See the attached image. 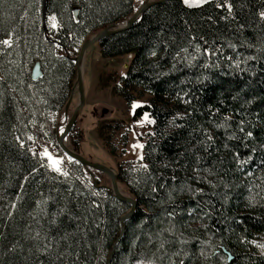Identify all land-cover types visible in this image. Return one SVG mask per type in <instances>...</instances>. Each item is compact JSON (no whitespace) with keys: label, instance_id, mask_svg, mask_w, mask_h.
Instances as JSON below:
<instances>
[{"label":"trees","instance_id":"obj_1","mask_svg":"<svg viewBox=\"0 0 264 264\" xmlns=\"http://www.w3.org/2000/svg\"><path fill=\"white\" fill-rule=\"evenodd\" d=\"M134 2L46 0L57 27L44 32L43 0H0V264H106L115 242L109 264H264L250 243L264 236V200L249 205L264 196V0H165L97 42L102 58L131 56L116 93L129 105L147 95L133 118L153 121L143 160L116 169L136 202L121 236L128 204L29 151L37 110L68 99L73 50L125 21ZM68 136L80 154L81 133Z\"/></svg>","mask_w":264,"mask_h":264},{"label":"rangeland","instance_id":"obj_2","mask_svg":"<svg viewBox=\"0 0 264 264\" xmlns=\"http://www.w3.org/2000/svg\"><path fill=\"white\" fill-rule=\"evenodd\" d=\"M134 1L135 12L141 7L145 0H143V2H141V0ZM50 16L51 15L45 16V25L54 30L56 28L51 26L52 21L49 20ZM55 23L57 24V21H55ZM97 32L92 33L88 38L77 45L73 50V58L78 55L81 45ZM130 59L131 56H122L113 59L102 58L96 43L85 50L81 62L83 66L81 81L85 102L84 106L77 114L73 127L81 133V139L79 141L80 154L78 155L92 163L105 166L110 169L115 176L118 166L125 163L139 164L141 160L138 159V157H143L142 148H133L132 146L137 143L142 145L141 137L143 138L145 136L151 126V123L147 122L150 119L146 115L136 120L133 118L134 111L137 108H133V104L140 106L144 102H147L149 100L147 95L137 96V99L129 105L116 93V87ZM33 70L34 66L29 69V73H33ZM38 72H41L40 67L38 68ZM70 76L71 88L68 96V99L70 98L68 106L66 107L65 103L62 108L55 111V114L41 108L37 110L35 119L37 118L38 120L33 127L36 124L41 125L38 127L41 128L47 136V145L41 147L33 154L39 160L43 161L51 171L63 177L72 176L79 179L86 187L92 190L97 198H100L101 195L112 193L109 177L95 170H89V172H87L85 168L77 167V163L69 160L63 154L57 142L58 137L63 133L74 109L79 104L76 82L77 76L74 64L71 68ZM145 117H147V119H145ZM47 124L50 125L51 133H48L49 128ZM29 137H31V139H29ZM31 140H33V136L29 134L28 141L31 142ZM63 144L67 149L74 152L69 136L63 141ZM45 149L53 160L60 161L57 166L61 169V172H67V176L53 170L52 162L49 161L46 156L42 155ZM82 172L89 176L88 182L83 178ZM93 184L96 186L98 184V187H105V189L93 188ZM116 184L117 190L121 195L132 198L124 184L119 181H117ZM253 241L256 242V244H264V236H257ZM251 247L259 255H261V252H264V249L257 248L253 243H251Z\"/></svg>","mask_w":264,"mask_h":264},{"label":"water","instance_id":"obj_3","mask_svg":"<svg viewBox=\"0 0 264 264\" xmlns=\"http://www.w3.org/2000/svg\"><path fill=\"white\" fill-rule=\"evenodd\" d=\"M45 1L46 0H43V3H42V25H43V31L44 32H45ZM163 1H165V0H157V1L145 0L143 2V4L141 5V7L137 11L133 12L125 21H123L119 24H114V25L106 27L105 29L97 32L94 36L89 38L87 41H85L81 45L78 55L72 59L74 67L76 69V76H77L76 82H77V89H78V95H79V104L74 109L70 119L68 120V123L65 126L63 133L61 134L60 137H58V140H57L59 148L64 153V155H66V157H68L71 161H74L77 164L81 165L83 168H85L87 170V172H89V170H95V171H98V172H101V173L107 175L110 179V182H111V191H112V193L108 194V195H110L111 197L115 198L116 200H118L120 202H124V203L129 205V210L120 219V236L123 233V222L134 213V211L136 209V202L134 201L133 198L125 197L118 192L117 184H116L117 183L116 177L110 169H108L105 166H102L100 164L92 163V162L84 159L83 157L79 156L78 154H76L72 150L65 148V146H63V144H62V140L66 139L68 137L70 131L74 127L76 117H77L79 110L84 106L85 99H84L83 88H82L81 72L79 69V61L83 58L85 50L89 46L96 44L100 39H102L104 37L111 36L113 34H116V33H119L123 30L128 29L131 25H133V23L137 19H139V17L143 14V12L147 8H149L150 6H152L156 3H160ZM33 76H39L38 65H35V67H34ZM69 102H70V98L66 102V105H65L66 107L68 106ZM93 188L105 189V187H97L95 184H93ZM116 243L117 242H115V244H114V246H113V248L109 254V257H108L106 264L110 263L111 256L113 253V249H114ZM225 254L228 256L227 262H230L232 260V257L227 252H225Z\"/></svg>","mask_w":264,"mask_h":264},{"label":"snow or ice","instance_id":"obj_4","mask_svg":"<svg viewBox=\"0 0 264 264\" xmlns=\"http://www.w3.org/2000/svg\"><path fill=\"white\" fill-rule=\"evenodd\" d=\"M37 2H38V0H37ZM141 2H143V0H141ZM207 2H209V0H183V3H184L187 7H189V8L194 7V6H201V5H203L204 3H207ZM216 6H217V7H220L221 5H220V4H217ZM227 7H228L229 14H230V13H231V5H227ZM260 16H261L262 19H264V12H261V13H260ZM21 19H23V17H21ZM49 20L52 21V25H51V26H52L53 28H56V27H57V24L55 23V21H56V17H55V16H50V17H49ZM2 43H4L5 45H9L10 41H9V40H4ZM198 50H199V49H198ZM155 54H156L155 52L152 53V55H155ZM249 102H250V101H249ZM136 107H138V105L133 104V108H136ZM145 119H147V117H145ZM230 119H231L230 116H224V117H223V122L220 123V124H217V127H223L224 124L227 123ZM147 122H148V123H153V121H151V120H148ZM241 124H243V121H241ZM174 126L178 127L179 125H174ZM240 131L243 132V131H244V128L241 127V128H240ZM252 135H253V133H252L251 131H248V132L246 133V135H245V138H246V139H247V138H251ZM230 138H233V137H230ZM29 139H31V137H29ZM206 139H207L208 141H211V140H212V137H211V136H206ZM132 147H133V148H143V145L137 143V144H134ZM29 151H31V149H29ZM253 151H254V150H253ZM42 155L46 156L47 159H48L49 161L52 162V168H53V170H55L56 172H60V173H61L62 175H64V176H67V175H68L67 172H61V169L57 166V165H59L60 161H59V160H53V158L51 157V155L48 154V152H47L46 149H45V151L42 153ZM138 159L143 160V157H142V156H139ZM141 167L144 168L145 170H147L148 165H146V164H141ZM194 171H196V169H194ZM249 175H251V173H249ZM213 187H214V186H213ZM155 190H156V189L153 188V191H155ZM196 191H202V190L197 189ZM257 197H259L260 200H264V196H260V193H257L256 196L250 197V199H249V205H250V206L255 205ZM13 206H14V205H13ZM261 206H264V205H261ZM169 215L171 216L172 214H169ZM205 215H210V214H209V213H205ZM181 242L183 243L184 241L181 240ZM242 242H243V241H242ZM149 243H150V244L152 243L151 239L149 240ZM250 243L255 244V246H256L257 248L264 249V244H256V242H254V241H252V242H250ZM164 248H165V242L162 241V242L160 243V245H159V249H158V251H160V250H162V249H164ZM178 254H179V253H175V252H174L172 255H178ZM154 255H155V254H154ZM164 255H167V253L165 252ZM261 255H264V252H261ZM169 260H170V264H175V262L171 261V258H169ZM136 264H154V261H153L152 259H148L146 262H145V261H142V260H137V261H136ZM178 264H184V261H183V260H180V261L178 262Z\"/></svg>","mask_w":264,"mask_h":264},{"label":"built area","instance_id":"obj_5","mask_svg":"<svg viewBox=\"0 0 264 264\" xmlns=\"http://www.w3.org/2000/svg\"><path fill=\"white\" fill-rule=\"evenodd\" d=\"M49 128V132H51V128L50 125H48ZM47 145L46 141L44 140V135H43V131L39 128H37L34 132H33V142L31 143V149L35 150L37 148H41V147H45Z\"/></svg>","mask_w":264,"mask_h":264},{"label":"bare ground","instance_id":"obj_6","mask_svg":"<svg viewBox=\"0 0 264 264\" xmlns=\"http://www.w3.org/2000/svg\"><path fill=\"white\" fill-rule=\"evenodd\" d=\"M81 62H82V59L79 61V69H80V72H81V75L83 74V66H82V64H81ZM53 114H55V113H53ZM37 128H39L38 126L37 127H35L34 129H33V131H32V136H33V132L37 129ZM39 129H41V128H39ZM43 131V130H42ZM46 131H47V129H46ZM48 133H51V132H48ZM43 135H44V140L46 141L47 140V136L45 135V133L43 132ZM58 140V139H57ZM65 139H63L62 140V144H63V141H64ZM33 142V140H31V142H30V145H31V143ZM58 142V141H57ZM29 145V148L31 149V146ZM63 146H64V144H63ZM66 148V147H65ZM40 149V147L39 148H37V149H35V150H33V149H31V151L32 152H37L38 150ZM61 150V149H60ZM64 154V153H63ZM66 156V155H65ZM68 158V157H67ZM69 159V158H68ZM70 160V159H69ZM74 162V161H73ZM76 163V162H75ZM79 165V164H78ZM81 166V165H80ZM82 167V166H81Z\"/></svg>","mask_w":264,"mask_h":264}]
</instances>
